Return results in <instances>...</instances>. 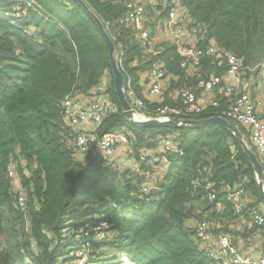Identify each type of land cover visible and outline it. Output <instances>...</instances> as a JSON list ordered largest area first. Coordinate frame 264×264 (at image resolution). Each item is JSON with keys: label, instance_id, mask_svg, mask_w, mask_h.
I'll return each mask as SVG.
<instances>
[{"label": "trees", "instance_id": "obj_1", "mask_svg": "<svg viewBox=\"0 0 264 264\" xmlns=\"http://www.w3.org/2000/svg\"><path fill=\"white\" fill-rule=\"evenodd\" d=\"M84 1L114 41L124 81L130 78L146 101L138 80L155 62L166 71L163 102L173 104L179 88L198 95L200 81L224 75L226 54L232 53L243 67L244 90L263 99L259 115L264 118V78L253 71L264 58V0H180L188 27H198L196 46L205 50L213 44L220 52L204 53L185 66L171 41L162 42L156 54L145 51L124 19L125 0ZM168 8L147 6L152 32ZM104 74L117 110L103 117L98 134L128 130L135 152L153 147L158 136L178 141V151L167 154L169 168L155 178L158 194L163 193L157 200H149L157 191L137 195L156 162L143 161L134 172L114 171L95 144L85 152L75 146L76 133L62 120V100L88 93ZM216 97L221 103L216 112L193 118L218 115L231 98L219 92ZM12 165L24 194L21 203L8 173ZM204 175L214 182L212 188L200 180ZM237 185L248 196L239 213L224 188ZM255 209L264 212L253 166L224 126H139L125 118L108 46L77 1L0 0V264H74L77 255L70 249L89 241L98 249L83 256L84 264H219L200 247L197 223L216 222V230L240 248V240L252 233L264 239V224L250 218ZM78 226L83 228L76 232ZM101 232L104 240L98 238Z\"/></svg>", "mask_w": 264, "mask_h": 264}, {"label": "built area", "instance_id": "obj_2", "mask_svg": "<svg viewBox=\"0 0 264 264\" xmlns=\"http://www.w3.org/2000/svg\"><path fill=\"white\" fill-rule=\"evenodd\" d=\"M158 4L164 7L169 6L168 16L157 19L154 32H152L147 6L154 7ZM125 5L124 19L134 28L139 43L147 53L156 54L162 42L171 41L176 46L177 53L183 57L181 66H185L187 60H195L204 53L220 55L213 44L207 46L205 50L196 46L198 27H188L180 0H125ZM115 57L118 62L119 54L116 49ZM226 57L228 68L224 75L211 76L200 81L203 90L212 93L208 99H202L190 87H182L174 94L176 103H164V89L168 81L165 69L157 62L146 72L147 82L144 84V94H147V97L144 96L149 101H146L133 88L130 78L124 81V90L137 116L159 119L169 117L193 118V116H198L209 110L216 112L215 107L221 105L216 93L231 96L227 103L219 108L218 115L231 119L245 128L258 151L259 161L264 172V118L259 115V110L263 106V99L260 96L252 98L248 91L244 90L241 78L243 67L240 59L232 53H227ZM253 71H257L259 77L264 78V58L253 68ZM220 85L221 88L215 91L216 87L218 88ZM148 102L153 103L151 108L148 107ZM116 110V105L107 91V77L104 74L88 93L67 95L62 100L61 117L76 133L73 140L74 145L85 152L89 145L95 144L102 151L114 171L134 172L138 170L143 161L156 162L153 172L148 174V182L139 186L137 195H148L152 192V187H158L157 194L149 196V200H157L163 193L158 194L160 187L155 183V178L159 172L169 168L170 162L167 154L178 151V141L170 135L158 136L153 147H139L135 152L132 133L128 130L123 128L112 129L98 134L96 130L103 117L116 112ZM8 170V173L12 174L10 166ZM200 180L205 183L204 186L207 189L214 185V182L207 175H204ZM224 188L227 190V196L235 211L239 213L248 201L246 191L239 185L224 186ZM17 197L21 203L24 196L19 193ZM217 205L220 207L219 203ZM250 218L256 225L264 224V212L262 210H252ZM216 229V222H210L206 218L200 220L196 225L200 247L210 259L217 260L219 264H264V245L261 244L264 239H259L258 232H255L256 247L250 252H245L231 241L228 234L218 232ZM97 235L100 239L104 234L101 232Z\"/></svg>", "mask_w": 264, "mask_h": 264}, {"label": "water", "instance_id": "obj_3", "mask_svg": "<svg viewBox=\"0 0 264 264\" xmlns=\"http://www.w3.org/2000/svg\"><path fill=\"white\" fill-rule=\"evenodd\" d=\"M77 1L81 7L89 14V16L95 21L97 24L102 37L104 38L107 46H108V57L109 63L111 66L112 77L115 87V92L123 111L125 118L131 122L132 124L139 126H167V127H177V126H195L200 127L210 123H219L228 129L234 137L239 141L242 146L243 151L249 158L250 163L253 166L254 173L256 175V180L259 186L261 197L264 200V172L263 166L259 159L257 158L255 152L246 144L243 140V135L239 130L237 124L231 120L224 118L220 115L205 117V118H177V117H169L166 119L159 118H142L135 114L134 109L132 108L125 90H124V75L121 72L117 59L115 57V43L112 40L111 36L108 34L106 28L104 27L100 18L91 10L88 4L84 0H75ZM180 14V13H179ZM158 187H152V191H157Z\"/></svg>", "mask_w": 264, "mask_h": 264}, {"label": "rangeland", "instance_id": "obj_4", "mask_svg": "<svg viewBox=\"0 0 264 264\" xmlns=\"http://www.w3.org/2000/svg\"><path fill=\"white\" fill-rule=\"evenodd\" d=\"M243 140L246 142V144L253 150V151H255L256 153H257V155H258V157H259V154H258V151H257V149H256V147L254 146V144L251 142V140H250V138H249V136H248V134L247 135H245V134H243ZM257 157V158H258ZM259 159V158H258ZM10 170H11V172H12V174H9V176L11 177V180H12V185L14 186V189L16 188L17 190H18V193H17V195L19 194V193H21L22 194V196H24V194H23V192H22V189H21V186H20V184H19V182H20V179H19V174H18V172H17V169H16V167L15 166H10ZM160 173V172H159ZM263 182H264V180H263ZM14 183H15V185H14ZM83 226H85V225H83ZM83 226H78L77 228L78 229H76L75 231L76 232H79V231H81L82 230V228H83ZM70 230V233H73L74 232V230L72 229V228H70L69 229ZM83 231H86V230H83ZM103 236H105V234L103 235ZM102 236V238H103V240H104V237ZM75 247H78L76 250L75 249H70V254H72V253H76V255H77V257H76V260H74L73 261V263L74 264H84V259H83V256L85 257V255L86 254H88L89 252H91V251H95V250H97L98 248H92V245H91V242L89 241V242H87V244L85 243L82 247H80V246H75ZM104 253H106L107 251L105 250V251H103ZM106 254H111V252H108V253H106ZM105 256V255H104ZM104 256L103 257H101L99 260L101 261V260H104ZM59 263L60 264H68V261H65V262H60L59 261Z\"/></svg>", "mask_w": 264, "mask_h": 264}, {"label": "crops", "instance_id": "obj_5", "mask_svg": "<svg viewBox=\"0 0 264 264\" xmlns=\"http://www.w3.org/2000/svg\"><path fill=\"white\" fill-rule=\"evenodd\" d=\"M138 81L140 83V86H142V91L144 93V87H145L144 84H146V82H147V74L146 73L142 74ZM144 95H146V97H147V94H144ZM211 95H212V93L207 91V90H203L198 94V96H200L202 99H208V97H210ZM262 95H263V93H262ZM150 183H154V182H150ZM255 238H256V234L252 233L250 235V237H247L246 242H243V240H240L241 250L245 251V252H250L252 249H254L256 247Z\"/></svg>", "mask_w": 264, "mask_h": 264}]
</instances>
